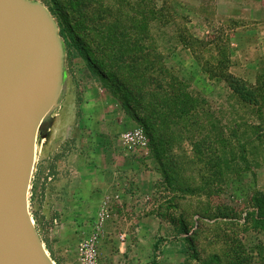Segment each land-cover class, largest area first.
I'll return each mask as SVG.
<instances>
[{
  "label": "rangeland",
  "instance_id": "rangeland-1",
  "mask_svg": "<svg viewBox=\"0 0 264 264\" xmlns=\"http://www.w3.org/2000/svg\"><path fill=\"white\" fill-rule=\"evenodd\" d=\"M30 1L49 10L63 43L61 16L73 0ZM79 3L71 22L89 31L77 29L86 42L96 41L95 1ZM111 3L117 65L90 43L106 76L126 66L132 78L134 67L137 84L143 51L153 49L164 79L181 84L196 109L172 128V139L158 128L172 142L158 145L157 157L110 79L111 103L80 107L76 89L66 115L68 85H78L85 59L64 49V91L37 132L27 196L45 251L55 264H216L214 254L221 264L261 263L264 232L242 223L256 212L254 197L264 198V0ZM147 10L153 16L145 18ZM205 179L215 181L211 188ZM186 186L192 195L177 191Z\"/></svg>",
  "mask_w": 264,
  "mask_h": 264
},
{
  "label": "water",
  "instance_id": "water-1",
  "mask_svg": "<svg viewBox=\"0 0 264 264\" xmlns=\"http://www.w3.org/2000/svg\"><path fill=\"white\" fill-rule=\"evenodd\" d=\"M64 56L44 5L0 0V264H55L27 196L37 132L64 91Z\"/></svg>",
  "mask_w": 264,
  "mask_h": 264
},
{
  "label": "trees",
  "instance_id": "trees-1",
  "mask_svg": "<svg viewBox=\"0 0 264 264\" xmlns=\"http://www.w3.org/2000/svg\"><path fill=\"white\" fill-rule=\"evenodd\" d=\"M80 2V0H78ZM75 2L73 0L72 6L69 5V8L73 12L79 13V8H81V4L79 2ZM94 12L97 13V19L101 21L100 26L96 24V35L95 40L91 37L89 43L86 42L83 37H88L89 31L83 32L82 28L79 27V24L71 22L70 17V9L64 10V15L62 17V29L60 30V35L63 38V45L66 51V48H76V52L79 56L83 57L88 65H90L93 71L101 78V79H110L112 81L111 86L117 85L119 90H123L127 94L126 100L122 101L123 107L130 114V116L141 124L148 136L150 143L152 144L154 152L157 151V157L159 155L164 154L158 153V145L159 147H164L165 145L170 146L171 140L166 141L165 143L161 140V136L156 134L158 128L161 126L162 128H166V133L172 139V134L174 126L178 125V121L182 120L184 117L189 115L191 111L196 109L193 102L191 103V99L186 92L183 91V86L178 84L177 82L172 81L171 78L169 80L164 79V75L167 73L165 69H163L159 64H156L155 58V50L145 48L143 51L142 60L144 61V65L140 68L141 75L137 77V84L132 82L130 79H134L136 77V73H134L135 68L132 67L131 77H128V72L130 67L121 68L118 66H113L110 68V76H106L104 69L102 67L101 60H98L94 56V52L91 49V44H96L97 48H101V52H103L102 57L104 60H108L113 62V65H117V59H113L112 56V43H113V23H114V12L109 7V2L112 0H94ZM104 1V2H103ZM84 3L85 0H81V3ZM108 2V5L106 3ZM85 7L88 8L87 5L84 4ZM101 11V12H100ZM149 18V16H153V13H150L148 10L145 13V18ZM75 16V15H73ZM80 16V15H79ZM84 19H88L86 16ZM148 20L145 19L148 26ZM89 22V19H88ZM108 22L109 26H108ZM94 25V21H90ZM145 23V24H146ZM102 26V27H101ZM147 27V31H148ZM78 31H81L84 36H80L77 34ZM146 31V32H147ZM112 33V34H111ZM82 34V35H83ZM87 34V35H86ZM150 38V34L146 33V39ZM96 42V43H94ZM91 43V44H90ZM122 63L121 65H123ZM126 69V70H125ZM121 73V74H120ZM124 78V81L123 79ZM170 81V82H166ZM128 82V85L126 84ZM140 111V114L138 113ZM143 113V114H142ZM186 126L181 127L182 132L185 131ZM208 161V157L206 158ZM208 163V162H207ZM159 164L161 167H164L163 161L159 160ZM211 166L207 165V168ZM166 178V175H165ZM215 181H210L205 179V187H210ZM171 185V183H169ZM210 188L208 190H210ZM175 190V189H174ZM179 192H185L188 195H192V190H190L189 186L184 188H180L177 190ZM206 191V190H205ZM258 198L254 197V202L257 204L256 212L252 214V216L245 220L242 224L247 225L250 222V228L252 230H260L264 232V198L257 200ZM260 212H263L261 214ZM231 222H238L237 220H230ZM227 221V222H230ZM184 234H186L185 230H182ZM155 251H157V246H154ZM260 253L258 252V261H261L262 264L264 260L259 258ZM248 259V258H247ZM211 262L216 264H221V257L217 254H214L209 257ZM234 262H230L232 264ZM258 263V262H257ZM254 263V264H257ZM152 264H155L153 261Z\"/></svg>",
  "mask_w": 264,
  "mask_h": 264
},
{
  "label": "crops",
  "instance_id": "crops-1",
  "mask_svg": "<svg viewBox=\"0 0 264 264\" xmlns=\"http://www.w3.org/2000/svg\"><path fill=\"white\" fill-rule=\"evenodd\" d=\"M109 2V6H110ZM108 5V2L106 3ZM112 9V8H111ZM82 66L80 70L77 71V82L78 85H74L73 83L68 85L67 89V103H66V115L69 111L70 107L73 104V101H77L79 99L76 89L80 90V107L82 106H95L100 107L107 105L108 102L111 103L113 100V96L111 97L108 89L106 88L105 80L101 79L92 69L90 65L86 63V61L82 60ZM81 75V76H80ZM82 75L84 78L82 79ZM99 91L100 94L97 93Z\"/></svg>",
  "mask_w": 264,
  "mask_h": 264
}]
</instances>
